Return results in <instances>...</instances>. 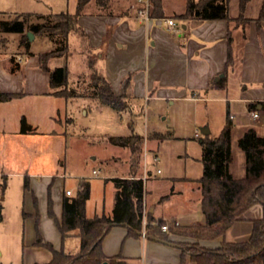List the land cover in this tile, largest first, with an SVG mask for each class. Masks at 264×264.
Masks as SVG:
<instances>
[{"label": "crops", "instance_id": "obj_1", "mask_svg": "<svg viewBox=\"0 0 264 264\" xmlns=\"http://www.w3.org/2000/svg\"><path fill=\"white\" fill-rule=\"evenodd\" d=\"M161 3L164 16H152L148 22L141 19L137 0H129L124 12L116 11L113 15H81L79 23L86 33L83 37L90 40V46L93 48L99 46V42L101 43L105 37L108 38L106 40L109 42L106 46L107 76L117 94L127 95L128 85L124 76L136 66L138 59L142 60L147 54H150V65L153 64L155 70L153 77H148L143 86L146 91H153L149 96L166 97L173 101V98L181 96L198 98V95L209 89L222 90V94L218 93L219 96L215 99L228 101L227 113L229 111L234 122L231 139L233 161L230 171L237 178L243 177L246 173L245 154L244 156L239 154L241 157L239 173L234 171L235 142L250 127L256 128L260 134L264 135V18L261 17L264 0H250L247 3L243 12V16L247 19L245 23H237L235 20L241 14L240 0H230V15L234 20L179 19L175 15L185 10L186 2L182 8L173 7L166 0H161ZM166 17L176 20L179 24L177 30L167 27ZM4 36L7 37V41L0 48V92L18 95L12 99L0 101V175H5L10 170H12L10 172L22 175L21 169L15 171V168L25 164V156L28 157L26 154L39 150L41 139L54 143L55 140H51L53 137L63 135L53 125L56 120L54 118V97L61 95L54 93L55 90L50 85V72L41 67L40 52L33 49V43L39 35L30 39L29 49H26L25 45L20 43L22 34L19 33V39L14 44L17 48L14 50L10 49L9 33H5ZM229 51L232 54L230 64H228ZM50 61L51 58L48 61L49 67L54 68L55 65H51ZM220 74L223 75L220 76ZM217 76H219L218 79H216ZM221 78H225L222 87L210 85L211 81H218ZM157 82L163 88H160L159 93L156 94L154 88ZM69 84L71 85V82ZM162 89L164 93H161ZM185 90H190L195 96L185 94ZM177 92L180 93L177 94ZM232 103L234 105L242 103L244 108L249 110L255 107L260 111V117L251 120L250 113H247L248 118L238 112L232 114ZM39 113H46L49 116V122L52 121L51 127L48 125V129H40L39 123L35 121V115ZM23 118L36 128L35 132H21ZM226 119L227 115L225 122ZM238 127L240 132L234 134ZM150 137L152 138L153 135L144 137L143 152L136 173V177L143 178L145 182L144 226L151 215L155 218L174 219L182 225L196 221L205 222V215L200 213L202 197L198 181L201 176L200 171L197 173L186 171L182 175H164V177L158 175L164 170L161 167L154 172L149 171L146 166L148 154L156 153L160 161L159 149L155 145L150 146ZM163 137L159 135L152 139L158 140ZM33 164L37 169L45 170L42 176L49 178L50 181H47V184L55 182L57 178H62L64 182L66 175L53 174L50 162L41 165L36 159ZM158 169L161 171L158 172ZM131 170L130 151L126 172L122 175H114L111 172L106 178L113 180L116 177H130ZM36 175V172L29 176L25 175V178H28L29 187L30 177ZM67 176L70 175L67 173ZM81 178L85 179L80 175ZM81 180L77 182L76 189L70 187L60 197L54 195L55 212L58 218H62L64 197L74 195ZM180 180H182L183 184H180L182 186L178 185ZM160 185L165 186L164 191L156 190ZM67 190H71L72 193L67 194ZM88 201V216L110 214L114 208L115 194L109 206H106L105 201H101L96 205L92 214L88 213ZM26 213L31 215V212ZM263 213L262 204L253 205L241 219L235 221L227 229L226 240L248 239L252 233L253 220L261 218ZM44 224L46 228L40 230L43 242H50L54 248L61 249L63 241L57 224L50 217L44 220ZM183 239L170 234V241L163 242L146 236L144 230L139 236L130 235L128 227L119 224L114 225L107 233L102 246L107 255L122 254L129 261L137 264H179L181 247L177 241ZM36 240L37 235L32 240L33 245L25 246L23 264L44 263L52 259V252L46 246L36 244ZM202 244L217 247L221 244V239L203 240ZM65 248L72 252L79 251V237L77 235L69 237Z\"/></svg>", "mask_w": 264, "mask_h": 264}, {"label": "rangeland", "instance_id": "obj_2", "mask_svg": "<svg viewBox=\"0 0 264 264\" xmlns=\"http://www.w3.org/2000/svg\"><path fill=\"white\" fill-rule=\"evenodd\" d=\"M111 1V8L115 12H124L129 2V0ZM166 1L176 8L184 7L186 2V0ZM77 2L78 0H0V11H8L5 14L6 17L16 16L15 12H31L34 13V16L30 18L31 21L44 22L49 20L46 17L51 12H74ZM58 32L57 37L62 38L60 31ZM9 35L10 49L14 50L17 48L14 44L19 39V33L11 32ZM107 39L105 37L101 43L99 42V46L93 48L88 38L85 39L79 32H71L68 57L51 58V65L68 67L70 86L76 87L81 95L72 98L54 97L56 120L53 125L64 136L53 137L51 140H55L54 143L41 139L39 150L26 154L28 157L25 156L24 166L19 165L15 168V171L21 169L22 175L10 172L12 170L9 171L10 173L0 175V204L2 205L0 264L24 263L25 246L33 245L32 240L36 237L38 229L40 231L46 228L44 220L50 217L56 223L48 212L49 198L53 200L55 212L54 195L60 197L67 188L76 189L77 182L83 179H80V175L91 182L89 214L93 213L94 208L101 201H105L106 206L112 203L115 182L106 177L111 172L114 175H122L126 172L130 149L112 143L111 136H128L136 133L147 138L148 135L159 133L164 137L158 140H153L154 137L149 139L150 146H157L160 153L158 162H154L152 155L148 154L146 166L149 171L154 172L161 167L164 170L158 174L160 177L182 175L186 171L192 173L200 171L199 173L202 174L200 143V138L203 136L202 128L209 126L210 135L218 136L229 109L227 100L215 99L219 96L218 93L222 94V90L209 89L198 95V98L181 96L173 98V101L166 97L149 96L153 91L148 92L143 86L148 77H153L155 70L153 64L150 65V54H147L142 60L138 59L136 66L125 74L124 78L128 85L126 88L128 106L125 109H116L94 96L96 89L92 88L90 83L88 66L90 58H97L96 67L106 76L108 75L106 46L109 42H106ZM54 46V42L45 36H37L33 43L34 51L38 52L50 50ZM81 72L85 75L79 76ZM156 84L154 92L157 94L163 87L159 82ZM161 93H164L163 89ZM185 94L195 96L190 90H185ZM233 112L244 114L248 118L249 109L244 108L242 103L235 105L232 103L231 113L234 114ZM250 118L255 120L252 116ZM35 121L39 123L41 130L48 129L47 126L52 125L46 113L35 115ZM239 130V127L235 129L234 134L240 132ZM239 138L234 146L236 173H239L241 163L239 154L243 156L245 154L239 146ZM36 159L41 165L50 162L53 174H65L64 182L62 178H57L55 182L47 184V181H50L49 178L42 176L45 170L37 169L33 164ZM94 169L99 170L100 174L94 175ZM33 172L37 175L30 177V187L25 188V175L29 176ZM67 173L70 176H67ZM178 183L179 186L183 184L182 180ZM164 189L165 186L162 185L156 188L158 191H164ZM34 197H37L38 221ZM25 212H31V215L25 216ZM200 213L202 214V210Z\"/></svg>", "mask_w": 264, "mask_h": 264}, {"label": "trees", "instance_id": "obj_3", "mask_svg": "<svg viewBox=\"0 0 264 264\" xmlns=\"http://www.w3.org/2000/svg\"><path fill=\"white\" fill-rule=\"evenodd\" d=\"M250 0H240L241 14L235 19L237 23H245L247 19L243 12ZM152 16L163 17L161 0H153ZM111 0H78L74 12H51L44 22L31 21L34 15L31 12L16 13V16L6 17V11H0V48L7 41L3 34L21 33L20 43L26 49L30 46L28 32L45 36L52 40L55 46L47 51L40 52L41 67L50 72V85L57 95L72 98L81 95L76 87L69 84V70L67 66L57 65L49 67L50 58L69 54L71 32H79L85 36V30L79 23V17L84 14L113 15ZM179 19H227L234 20L230 15V0H186L185 10L177 16ZM264 18V7L262 11ZM60 31L62 38L57 37ZM58 38V39H57ZM96 59H89L91 87L96 89L94 96L101 102L116 109H125L128 106L126 94H117L107 78L96 67ZM232 61L229 51L228 64ZM85 73H80L83 76ZM225 78L211 81L210 85L222 87ZM16 93L0 92V101H6L17 96ZM233 119L228 111L226 122L218 136L209 134L200 138L202 146L201 161L203 171L198 179L201 191V210L205 215V222L196 221L191 224H178L174 219L163 217H148L144 226V194L145 182L136 177L137 169L143 152L144 136L133 133L128 136H111L110 141L116 145L126 146L131 151L130 177L113 178L116 187L115 203L112 213L87 215V201L91 196V182L88 179L80 181L74 195H66L63 199L62 218L59 219L53 209V200L49 198L48 212L57 224L62 235L63 246L54 248L50 242H43L38 229L36 244L46 246L52 252V259L44 263L35 264H137L129 261L122 254L107 255L102 242L114 225L123 224L128 227L130 235L139 236L143 233L151 238L169 240L170 234H175L185 240L177 241L181 247L179 264H264V213L261 218L253 220V229L250 237L243 241H227V229L255 204H262L264 209V135L256 128H248L239 138V146L245 153L246 173L237 178L230 171L233 161L231 146ZM36 128L25 118L21 122V132H35ZM154 133L153 137H158ZM25 187L29 188L28 178H25ZM36 219H39L37 198ZM28 213H24L26 216ZM2 205H0V220ZM167 224L168 229L162 226ZM77 235L80 239V250L69 251L65 248L69 237ZM221 239L217 247L202 244L203 240Z\"/></svg>", "mask_w": 264, "mask_h": 264}, {"label": "built area", "instance_id": "obj_4", "mask_svg": "<svg viewBox=\"0 0 264 264\" xmlns=\"http://www.w3.org/2000/svg\"><path fill=\"white\" fill-rule=\"evenodd\" d=\"M137 1L139 3L138 13H139L141 19L145 22H148L149 20L152 19L151 10L154 7L153 0H137ZM165 21H166V25L169 29H172V30L178 29L179 24L176 22V20L174 18L166 17ZM249 113L255 119L260 117V111L258 109H256L255 107L250 108ZM196 134L198 135V132ZM152 155H153V161L158 162L159 156L156 153H153ZM160 171H161V169H158V172H160ZM93 174L99 175L100 172L98 170H94ZM66 193L71 194L72 191L67 190ZM162 228H163V230H167L168 229L167 224H164L162 226ZM144 233H145V228H144Z\"/></svg>", "mask_w": 264, "mask_h": 264}, {"label": "water", "instance_id": "obj_5", "mask_svg": "<svg viewBox=\"0 0 264 264\" xmlns=\"http://www.w3.org/2000/svg\"><path fill=\"white\" fill-rule=\"evenodd\" d=\"M28 35H29L30 39H33L34 36H35V34H34L33 32H31V31L28 32ZM222 75H223V74H220V76H222ZM218 78H219V76L216 77V79H218ZM202 133H203L204 135L209 134V133H210V129H209V127H208V126L203 127V128H202ZM156 239H159V238H156ZM159 240H161V241H163V242H168L167 240H163V239H159ZM105 264H108V263L105 262Z\"/></svg>", "mask_w": 264, "mask_h": 264}]
</instances>
